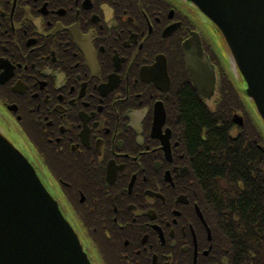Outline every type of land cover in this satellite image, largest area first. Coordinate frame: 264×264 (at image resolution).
I'll return each instance as SVG.
<instances>
[{
	"label": "flooded vegetation",
	"instance_id": "obj_1",
	"mask_svg": "<svg viewBox=\"0 0 264 264\" xmlns=\"http://www.w3.org/2000/svg\"><path fill=\"white\" fill-rule=\"evenodd\" d=\"M196 21L175 0H0V130L98 264H231L205 128L194 138L229 124L220 88L205 97L188 72L198 33L220 78Z\"/></svg>",
	"mask_w": 264,
	"mask_h": 264
},
{
	"label": "water",
	"instance_id": "obj_2",
	"mask_svg": "<svg viewBox=\"0 0 264 264\" xmlns=\"http://www.w3.org/2000/svg\"><path fill=\"white\" fill-rule=\"evenodd\" d=\"M212 22L264 123V0H186ZM195 87L210 98L214 66L201 39L185 45ZM36 169L0 130V264H92Z\"/></svg>",
	"mask_w": 264,
	"mask_h": 264
},
{
	"label": "trees",
	"instance_id": "obj_3",
	"mask_svg": "<svg viewBox=\"0 0 264 264\" xmlns=\"http://www.w3.org/2000/svg\"><path fill=\"white\" fill-rule=\"evenodd\" d=\"M211 52L219 62L216 51L211 49ZM224 66L222 63L219 100L220 110L227 112L225 122L229 124L198 122L194 138L198 140L199 129L205 128L206 141L200 144L209 155V165L213 166L210 172L207 166L206 172L216 182H222L215 190L218 206L230 213L231 264H264V151L255 145V141L262 142L263 135L251 118H247L239 134L231 133L233 115L244 110V100L233 75ZM183 106L190 116L201 117L203 111L194 92L187 94Z\"/></svg>",
	"mask_w": 264,
	"mask_h": 264
},
{
	"label": "rangeland",
	"instance_id": "obj_4",
	"mask_svg": "<svg viewBox=\"0 0 264 264\" xmlns=\"http://www.w3.org/2000/svg\"><path fill=\"white\" fill-rule=\"evenodd\" d=\"M177 2V0H175ZM180 2V1H179ZM184 7H186V9L191 12L192 16L195 17V19L197 20V24H200L202 27L205 28V30L207 31V39L211 42V44L213 45V48L216 50V52L225 60L226 62V56H227V51L226 48L221 40V37L218 35V33H216L212 28L211 25L201 16L200 13L196 12V10H194L191 6H189L188 4H185L183 2H180ZM228 57V56H227ZM229 60V59H228ZM229 64V62H228ZM232 69L234 70V68L232 67ZM237 79L240 81V77L238 76V74H236ZM235 84L237 85V88L239 89V91L244 95V102L247 108H249L248 106H252L251 102L249 101V99L245 96V87L243 88L239 83H237L235 81ZM14 136L12 137L13 140ZM16 142V140H15ZM16 144L22 145V143H19V141L16 142ZM24 146L26 149L30 150V148L28 147V145H22ZM22 146H20V148L22 149L23 153L30 159V152L28 150H24L22 148ZM76 229V228H75ZM77 231V230H76ZM84 245V244H83ZM90 256V255H89ZM90 259L92 260L93 264H98L96 259H92V257L90 256Z\"/></svg>",
	"mask_w": 264,
	"mask_h": 264
},
{
	"label": "bare ground",
	"instance_id": "obj_5",
	"mask_svg": "<svg viewBox=\"0 0 264 264\" xmlns=\"http://www.w3.org/2000/svg\"><path fill=\"white\" fill-rule=\"evenodd\" d=\"M62 212H63L64 216L66 217V219L68 220V222L70 223V225L72 226V228L75 230L74 232L78 235L79 240L82 241L81 236H80V234L76 231L74 225H73V224L71 223V221L67 218V216L65 215V213H64L63 210H62Z\"/></svg>",
	"mask_w": 264,
	"mask_h": 264
}]
</instances>
